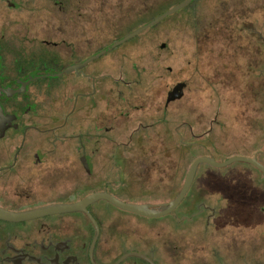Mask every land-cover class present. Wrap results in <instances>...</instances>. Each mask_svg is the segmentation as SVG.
I'll list each match as a JSON object with an SVG mask.
<instances>
[{
    "label": "rangeland",
    "instance_id": "rangeland-1",
    "mask_svg": "<svg viewBox=\"0 0 264 264\" xmlns=\"http://www.w3.org/2000/svg\"><path fill=\"white\" fill-rule=\"evenodd\" d=\"M179 1L63 0L60 8L50 0H0V39L26 36L28 55L58 48L72 65L141 27L143 12ZM43 81L41 90L30 89L27 153L19 161L32 198L41 189V198L70 202L107 191L156 208L176 198L199 157L264 162V0H198L79 71ZM178 82L187 84L183 97L167 103ZM261 196L264 175L253 165L202 163L175 213L150 219L204 238V249L186 244L188 261L208 251L211 259L215 245L219 264H242L250 245L264 242V224H252L261 218L253 216Z\"/></svg>",
    "mask_w": 264,
    "mask_h": 264
},
{
    "label": "flooded vegetation",
    "instance_id": "flooded-vegetation-1",
    "mask_svg": "<svg viewBox=\"0 0 264 264\" xmlns=\"http://www.w3.org/2000/svg\"><path fill=\"white\" fill-rule=\"evenodd\" d=\"M50 1L63 7V0ZM13 6L18 8V4ZM26 38L11 35L0 39V208L12 212L70 203V198H41L43 189L40 193L36 191V195L40 194L38 198H32L33 194L24 189V169L19 161L27 153L26 118L33 112L34 101L29 96L30 89L41 90L44 79L59 78L70 66V62L65 64L56 54L58 48L43 57L37 53L28 55L33 52L29 50L32 44H25ZM50 66L59 68L58 73L43 72ZM5 89L13 91L4 92ZM8 140L13 145L3 146ZM261 198L263 201L253 215L261 218L253 221V226L264 224V196ZM87 209L96 223L84 211L30 220L0 219V264H219L215 245L211 259L207 257L208 251L206 257L186 260L192 255L186 254V244L195 247L189 248L195 252L204 249L201 242L205 240L187 237L185 227L153 226L156 223L152 217L120 209L105 200L96 201ZM250 246L252 253L248 256L245 253L242 264H264V253L254 255L264 247V242L254 241ZM227 262L220 264H230Z\"/></svg>",
    "mask_w": 264,
    "mask_h": 264
},
{
    "label": "water",
    "instance_id": "water-1",
    "mask_svg": "<svg viewBox=\"0 0 264 264\" xmlns=\"http://www.w3.org/2000/svg\"><path fill=\"white\" fill-rule=\"evenodd\" d=\"M191 1L192 0H185L184 2L174 6L173 8L162 13L158 17L152 19L147 24L137 28L136 30L125 35L124 37L120 38L119 40H116L111 45L104 48L99 53L91 56L87 60L70 65L68 68H66L65 72L68 73V72H72V71H78V69H80L85 64L96 59L100 55H103V54L109 52L110 50L121 45L122 43L126 42L130 38L144 32L146 29L150 28L152 25L160 22L161 20L165 19L166 17L174 14L176 11L182 9L184 6L189 4ZM164 46L165 45H163V47ZM60 75L61 74H56L55 76H60ZM186 85H187L186 82H178L173 87V89L168 92L167 103L181 99L184 95V89H185ZM24 87H26V85H24ZM12 91L13 90H10V89L4 90V92H12ZM235 162L249 163V164L253 165L254 167H256L259 171H261L264 174V164H262L260 161H258L255 158H250L247 156H233V157H231V158H229L223 162H218L213 158H210L207 156H202V157L197 158L192 163V165H191V167H190V169L186 175L184 184H183L180 192L176 196V198L173 199L172 201L164 204L165 207L163 209H160V210L154 209L153 206L150 204H131V203L125 202V201L115 197L114 195H112L111 193H109L107 191H98V192L91 193V194L85 196L84 198H82L78 201H75V202H70V203H66V204H55V205L43 206L40 208H36L33 210L24 211V212H12V211L0 208V219L14 220V221L30 220V219H35V218L46 216V215H51V214L74 212V211H84L89 215V217L92 219V221L94 223H96L95 219L89 213L87 207L90 204H92L96 201H99V200L108 201L120 209L129 211L132 213H137V214L145 216V217H152V218L163 217V216H166V215L174 212L175 209L182 203V201L184 200V198L188 194V192H189V190H190V188L194 182V179H195V176H196V173H197V170H198L200 164L205 163V164L211 165V166L216 167V168H222V167L228 166L230 164H233Z\"/></svg>",
    "mask_w": 264,
    "mask_h": 264
},
{
    "label": "trees",
    "instance_id": "trees-1",
    "mask_svg": "<svg viewBox=\"0 0 264 264\" xmlns=\"http://www.w3.org/2000/svg\"><path fill=\"white\" fill-rule=\"evenodd\" d=\"M184 1H185V0H181V1L177 2L176 4H174L173 6L167 8V9H165L164 11H161V12H155V13H153V12L150 11V10L143 12L145 15H144V17H143V20L140 22L141 26L147 24V23H148L149 21H151L152 19L158 17V16L161 15L162 13L168 11L169 9L173 8L174 6L180 4V3L184 2ZM196 1H198V0H192L189 4H187L186 6H184L182 9L176 11V12H175L174 14H172V15L175 16V15H178V14H180V13L186 12L188 8H192L193 4H195ZM143 13H142V14H143ZM193 14H194V12H193ZM193 14H192L191 17L193 18V21H194L195 18H196V16H193ZM172 15H170V16H172ZM168 17H169V16H168ZM168 17H166L165 19H167ZM165 19L161 20L160 22L164 21ZM160 22H158V23L152 25L150 28H154V27L158 26ZM197 24H198V23H196V24H194V25H195L196 27H198ZM139 35H140V34H138V35H136V36H134V37H132V38H136V37H138ZM132 38H130L129 40H131ZM129 40H127L126 42H128ZM124 43H125V42H124ZM110 45H111V44H110ZM108 46H109V45H108ZM108 46H106V47H108ZM106 47H104V48H106ZM104 48L100 49L99 51L103 50ZM99 51H98V52H99ZM255 168H256V167H255ZM256 169H257V168H256ZM257 170H258V169H257ZM258 171H259V170H258ZM259 172H260L262 175H264L261 171H259ZM191 188H192V186H191ZM190 190H191V189H190ZM190 190H189V192H190ZM189 192H188V193H189ZM185 199H186V198H184V200H185ZM184 200H183L182 202H184ZM181 204H182V203H181ZM179 206H180V205H179ZM179 206H178V207H179ZM164 207H165L164 204H160V205H158V207H156V208H154V209H156V210H160V209H163ZM178 207H177V208H178ZM177 208L175 209V211L177 210ZM172 213H173V212H172ZM168 215H169V214H168ZM166 216H167V215H166ZM158 218H159V220H160V219H162V218H166V217L163 216V217H158ZM157 221H158V220H157Z\"/></svg>",
    "mask_w": 264,
    "mask_h": 264
}]
</instances>
